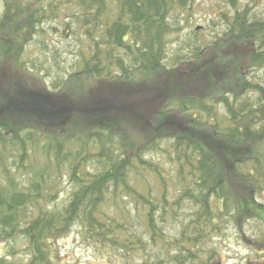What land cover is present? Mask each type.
<instances>
[{"label":"trees","instance_id":"1","mask_svg":"<svg viewBox=\"0 0 264 264\" xmlns=\"http://www.w3.org/2000/svg\"><path fill=\"white\" fill-rule=\"evenodd\" d=\"M0 1V264H61L74 226L103 264H132L134 251L138 264H218L214 237L264 212L259 0H224V27L171 55L170 18L195 0ZM69 16L64 31L88 43L79 68L27 63L28 45ZM156 152L169 168L146 158ZM15 242L22 257L6 251Z\"/></svg>","mask_w":264,"mask_h":264},{"label":"rangeland","instance_id":"2","mask_svg":"<svg viewBox=\"0 0 264 264\" xmlns=\"http://www.w3.org/2000/svg\"><path fill=\"white\" fill-rule=\"evenodd\" d=\"M247 0H239L240 7L246 3ZM73 2L61 4V10L65 8H73ZM252 12L255 16L264 17V0H259V3L252 5ZM2 4L0 1V13ZM230 12L229 6L224 0H195L190 7V10H178L170 18V21L174 27H181V29L173 32L170 36V43L168 47L169 54H182L185 49L191 44H203L209 41L214 33L220 31L224 24L219 19L220 12ZM68 14L73 13L72 9H67ZM72 17L69 16L64 20V24H54L56 31L53 28L48 29V37L45 35H39L35 40L28 45L24 59L29 64H35L38 67L48 69L53 75H62L79 68L81 61V54H87L88 43L75 24H72L73 32L64 31L65 24L72 23ZM195 26H200L196 31ZM47 27V26H46ZM195 33H194V31ZM71 32V33H70ZM257 77L262 75L261 72L255 73ZM166 153L156 152L150 153L146 156L151 161L159 164L163 168L167 169L170 166ZM170 178L168 187L171 192L174 191L180 184L174 183V173L172 170L168 171ZM150 174L146 173V177L149 180ZM150 181V180H149ZM134 182L138 187L142 188L141 184L135 179ZM67 187V186H66ZM68 190V188H66ZM130 202L132 199L125 197L124 199ZM126 202V204H127ZM124 203V206L126 205ZM132 206L128 205L126 208L131 209ZM136 218V214H132ZM170 224V223H168ZM249 224V225H248ZM173 225V224H172ZM179 225H168L165 228V232L173 234L177 232ZM133 232H137L138 225L133 222ZM244 234L249 237L253 234L252 223H247L244 226ZM242 243V242H241ZM213 244L219 247V250L223 253L222 260L224 264H246L239 256L246 257L251 261L249 264H264V259L261 256L254 254L251 251L243 250L240 247V242L237 241V229L233 225H229L225 228L222 235L214 237ZM242 245V244H241ZM6 246V251H10L11 248L16 249V256H23V246L20 242L10 243ZM213 246V245H212ZM257 246L263 248L264 242L254 243V250L257 251ZM4 246L0 247V251H3ZM57 254L61 260V264H103L104 254L103 251L98 250L89 242L82 240L81 235L77 231V227L74 226L72 231L59 239L56 247ZM118 252V251H116ZM116 252H110L107 257V261H114V259H121ZM142 254L134 251V254L128 258L132 264L140 263Z\"/></svg>","mask_w":264,"mask_h":264},{"label":"flooded vegetation","instance_id":"3","mask_svg":"<svg viewBox=\"0 0 264 264\" xmlns=\"http://www.w3.org/2000/svg\"><path fill=\"white\" fill-rule=\"evenodd\" d=\"M263 206H264V201H263ZM247 223L250 224L252 223V229H253V234L249 235V237H247L244 234V228L243 230L239 231V229L234 226L237 229V241L240 242V246H241L240 248L241 249L243 248V250L251 251L254 254L261 256L264 259V247L261 248L257 246V251L254 250L255 241L257 243L264 242V212L260 217L248 219L243 226H245ZM239 257L240 259H243L246 264H249L251 262L249 259L247 261L246 257L242 255ZM218 264H224V261L220 260Z\"/></svg>","mask_w":264,"mask_h":264},{"label":"water","instance_id":"4","mask_svg":"<svg viewBox=\"0 0 264 264\" xmlns=\"http://www.w3.org/2000/svg\"><path fill=\"white\" fill-rule=\"evenodd\" d=\"M196 28H198V27H196Z\"/></svg>","mask_w":264,"mask_h":264}]
</instances>
